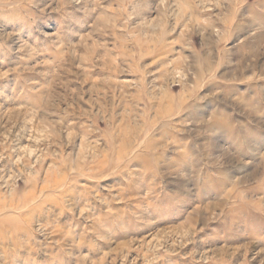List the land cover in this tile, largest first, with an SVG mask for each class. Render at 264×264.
Listing matches in <instances>:
<instances>
[{"label":"rangeland","instance_id":"rangeland-1","mask_svg":"<svg viewBox=\"0 0 264 264\" xmlns=\"http://www.w3.org/2000/svg\"><path fill=\"white\" fill-rule=\"evenodd\" d=\"M0 264H264V0H0Z\"/></svg>","mask_w":264,"mask_h":264}]
</instances>
